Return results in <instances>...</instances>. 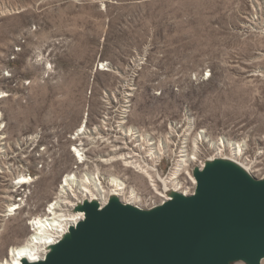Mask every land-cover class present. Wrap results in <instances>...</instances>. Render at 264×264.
Here are the masks:
<instances>
[{"label":"rangeland","instance_id":"rangeland-1","mask_svg":"<svg viewBox=\"0 0 264 264\" xmlns=\"http://www.w3.org/2000/svg\"><path fill=\"white\" fill-rule=\"evenodd\" d=\"M126 105L127 129L158 148L167 141L164 177L186 140L185 194L195 192L194 170L211 159H236L263 178L264 0H0V262L31 236V221L71 171L83 176L100 165L127 193L137 191L143 209L164 201L121 160L96 161L108 149L85 139L96 159L90 166L73 152L85 123L92 129L108 119L107 137H120ZM20 175L35 182L21 187ZM11 203L21 206L15 216Z\"/></svg>","mask_w":264,"mask_h":264},{"label":"water","instance_id":"water-1","mask_svg":"<svg viewBox=\"0 0 264 264\" xmlns=\"http://www.w3.org/2000/svg\"><path fill=\"white\" fill-rule=\"evenodd\" d=\"M193 175V194L155 208L85 202V219L46 259L23 264H262L264 177L224 159Z\"/></svg>","mask_w":264,"mask_h":264},{"label":"bare ground","instance_id":"bare-ground-1","mask_svg":"<svg viewBox=\"0 0 264 264\" xmlns=\"http://www.w3.org/2000/svg\"><path fill=\"white\" fill-rule=\"evenodd\" d=\"M104 66V63H102L101 67L103 68ZM97 70H99V64ZM128 112V106L126 105L121 113L120 121L116 126L117 133L121 134V136H116L114 140L107 137L106 127L108 126V119H105L104 122H101L100 125L92 129L89 128L88 123L80 126L72 137L74 144L73 152L77 158L78 164L81 166H90L89 164H92L96 160L87 155L89 148L86 147V139L93 148L108 149V154H100L99 159L96 161L102 160V162L112 165L114 162L121 160L126 166L144 175V177L148 179L150 187L157 193L165 195L164 201L160 205L172 200L178 194L188 196V194H185V192L181 190L179 180L180 172L184 169L188 160H190L187 159L186 156V140L182 150V157L177 161L175 169L170 172L169 176L164 177L160 173L158 165L159 159L168 155L167 141H165V139L161 141L160 148H158V146H156L157 142L155 141V143L150 135L147 134L142 137L137 128L132 127L131 129H127ZM1 118L2 116L0 114V120ZM133 140L137 142V148H131L130 143ZM136 149L139 151L136 152ZM195 149L199 150L197 141H195ZM126 150H129V152L126 153ZM142 150H147L149 152L147 155H144ZM235 150L242 152L240 146L235 147ZM105 157L109 158L105 159ZM218 159L232 161L253 176L251 170L236 159ZM215 160L211 159L207 161L206 164L214 162ZM99 166L100 165H96L94 172H87L83 176H80V172L77 171L69 172L58 188L57 196L54 200L49 203L40 216L35 217L34 220L31 221V236L22 245L11 248L6 255L7 257H4L0 264H23L24 260L30 262L44 261L53 247L70 234V229L77 226L79 222L85 219L86 213L81 209L85 202H97L100 207L103 208L111 199H118L125 205L143 209L140 203H137V201L141 200V197L134 188L127 193L126 183L120 177L112 174L108 178ZM203 168L199 169L202 170ZM19 179L18 184L21 185V187L31 185L35 182L32 177L29 178L25 175H20ZM55 179L57 178L54 176L45 179L44 189L46 191ZM193 180L197 187V181L194 176ZM159 183L162 184V191H160ZM9 200V202H11L12 198H9ZM160 205H155L153 208ZM20 208L21 206H17V203H11L7 213L8 215L15 216ZM232 264L248 263L245 261H235ZM262 264H264V259Z\"/></svg>","mask_w":264,"mask_h":264},{"label":"built area","instance_id":"built-area-1","mask_svg":"<svg viewBox=\"0 0 264 264\" xmlns=\"http://www.w3.org/2000/svg\"><path fill=\"white\" fill-rule=\"evenodd\" d=\"M104 65H105V66H104V69H106V68L108 67V63H107V64H104ZM100 67H101V65H100ZM101 68H102V67H101ZM101 68H100V69H101ZM207 73H208V72L205 71V75H206ZM209 78H210V76H206V77H203V80H204V81H207Z\"/></svg>","mask_w":264,"mask_h":264}]
</instances>
